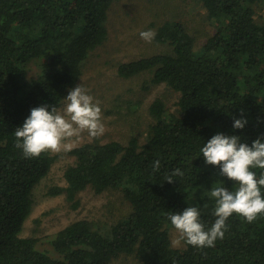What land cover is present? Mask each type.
I'll list each match as a JSON object with an SVG mask.
<instances>
[{"label": "trees", "instance_id": "1", "mask_svg": "<svg viewBox=\"0 0 264 264\" xmlns=\"http://www.w3.org/2000/svg\"><path fill=\"white\" fill-rule=\"evenodd\" d=\"M114 1L0 0V264H111L123 254H135L136 264H264V215L247 223L233 214L224 238L204 249L175 248L168 220L169 213L196 206L207 230L215 201L206 192L216 186L236 190L204 161L201 149L214 135L238 136L249 146L264 140V23L255 11L264 0H196L215 26L202 47L181 21L167 20L154 38L166 52L119 66L126 79L149 73L146 90L166 84L180 93L178 114L157 98L144 144L133 135L128 144L96 141L73 148L66 185L50 187L47 196L64 195L77 209L87 188L118 189L131 206L126 218L111 226L79 220L51 235L23 236L34 189L58 156L25 158L14 132L33 108L63 106L85 62L108 40ZM234 119L247 120L244 129H234ZM157 160L160 168L153 171ZM177 168L184 175L167 183ZM253 171L257 179L264 172Z\"/></svg>", "mask_w": 264, "mask_h": 264}, {"label": "rangeland", "instance_id": "2", "mask_svg": "<svg viewBox=\"0 0 264 264\" xmlns=\"http://www.w3.org/2000/svg\"><path fill=\"white\" fill-rule=\"evenodd\" d=\"M255 11L256 19L263 24L264 2L255 6ZM167 20L181 21L196 38L197 49L205 44L208 36L215 33L214 22L208 18L206 8L196 0L113 2L106 22L108 40L85 62L83 74L77 83L82 84L94 101L99 102L105 132L98 138H90L84 133L73 144L72 149L96 141L128 144L133 135L138 136L140 143L144 144L149 127L154 121L149 114V107L157 98L164 101L168 113L178 114L180 93L166 84L146 90L151 78L149 73L129 79L118 74V68L123 63L167 51L165 45L156 43L154 39L149 43L140 37L142 31L156 32L158 26ZM28 71L33 76L38 72L34 63L30 64ZM52 154L57 155L58 159L49 174L34 189L36 203L25 222L23 236L44 237L79 220L111 226L129 215L131 206L118 189L97 193L92 188H87L78 196L77 209L71 207L64 195L47 196L50 187L66 185L65 171L75 162V157L69 151ZM169 234L175 248L186 246L183 241L173 244L179 238L173 228L169 230ZM137 261L135 254H123L111 264H136Z\"/></svg>", "mask_w": 264, "mask_h": 264}, {"label": "clouds", "instance_id": "3", "mask_svg": "<svg viewBox=\"0 0 264 264\" xmlns=\"http://www.w3.org/2000/svg\"><path fill=\"white\" fill-rule=\"evenodd\" d=\"M156 33L142 31L141 39L151 43ZM51 107V110H49ZM245 119H234V129H244ZM102 111L98 101L88 94L83 85L69 90L62 108L43 105L33 108L22 127L15 130V147L22 150L25 158H39L44 153H60L72 150L84 133L90 138L104 135ZM204 161L220 169V175L235 183L236 190L216 186L206 192L215 201L214 223L205 229L198 207L189 206L181 213H169L171 227L178 234L174 245L181 241L198 249L214 247L223 239L227 221L233 214L247 223H253L264 215V172L257 179L253 169L264 170V140L258 138L251 146L242 143L238 136L216 134L201 149ZM158 171L160 162L152 165ZM181 169H175L166 177L167 183H174L173 177H182Z\"/></svg>", "mask_w": 264, "mask_h": 264}]
</instances>
